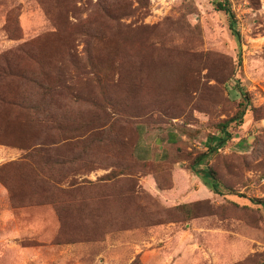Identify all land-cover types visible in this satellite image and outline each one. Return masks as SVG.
I'll return each instance as SVG.
<instances>
[{"label":"rangeland","instance_id":"1","mask_svg":"<svg viewBox=\"0 0 264 264\" xmlns=\"http://www.w3.org/2000/svg\"><path fill=\"white\" fill-rule=\"evenodd\" d=\"M118 1L125 37L101 46L80 33L79 22L98 5L112 13L116 0H54L57 12L52 0H0V70L3 61H29L31 53L69 61L68 46L69 57L84 65L70 81L77 99L66 102V132L57 143L42 127L32 138L7 125L0 102V173L20 174L7 178L11 196L0 184V264H143L135 246L155 248L171 264H264V0H227L239 39L209 0ZM45 9L58 15L55 25ZM54 26L64 33L61 42ZM84 42L99 55V83L84 61ZM117 47L130 58L113 71L109 55ZM4 70L0 95L8 96L18 86ZM105 84L121 90L106 91ZM237 109L245 114L229 125L226 146L194 164L214 145L215 126ZM206 168L220 187L199 172ZM92 189L105 199L95 214L102 223L75 201ZM70 193L73 213L60 209ZM122 197L133 205L123 206ZM182 204L193 206L186 225L175 210ZM124 212L133 222L122 223Z\"/></svg>","mask_w":264,"mask_h":264},{"label":"trees","instance_id":"2","mask_svg":"<svg viewBox=\"0 0 264 264\" xmlns=\"http://www.w3.org/2000/svg\"><path fill=\"white\" fill-rule=\"evenodd\" d=\"M117 3L115 6H112L111 9L113 10L112 13L109 12L108 8L104 7L103 5H98V10L94 11L92 14L88 15L86 19H83L79 22L81 25L80 33L84 35L85 37H89L92 40H96L100 45L102 46L103 43L107 40H109L112 37L120 39L122 41L123 37H125V33H122L120 31V22L121 19L117 15H115V11L118 10V3H120L118 0H116ZM210 3L213 5L215 11L217 12H223L228 16L229 20V30L231 34L239 39V34L233 29L235 24V16L231 12V9L229 7V4L227 0H209ZM40 4L43 6V4L40 2ZM53 12L58 11V4L52 0L51 2ZM46 16L50 23L54 24L58 21L59 17L58 15H51L48 9H45ZM63 14V13H62ZM74 15L77 16V13ZM55 27V26H54ZM56 29V30H55ZM8 34L9 38L12 37L9 35L8 31L5 30ZM54 31H56V36L59 42L62 41V36L64 33L57 30V28H54ZM13 39V38H12ZM19 40V39H14ZM86 42H84V61L88 62L89 67L88 71L92 73V75L95 77L96 82H100V70L99 66L96 63H93L95 61H100L99 55L91 53V51L87 48ZM96 50L99 51V46L96 45ZM111 54L109 55V62L114 66L116 61H126V58H130V55L126 53L125 50H119L118 47L115 49H111ZM25 51L22 53L24 54ZM72 48L67 47L66 48V55L68 56V60L66 57L60 58V60L56 61H50V59H39L37 54H29L28 60L29 61H3L5 64L4 68L0 71H3L4 75H7L10 79L14 80L16 86H18L17 90L12 95L8 94L6 95H0V102L6 107V113L8 116V123L7 125L15 124L19 127L20 130L28 131L32 134V138H37L39 131L37 130L38 127H42L44 133H53L52 135V141L54 143H57L59 141L58 133L60 132H66V128L62 127V124L66 123L68 120L69 115V106L66 104L68 100H75L77 99V95L74 94L75 89H73L72 85L70 84V81L74 76H79L81 74L80 68H82L84 65H81L82 63L78 61V59H74L72 57H69V55H72ZM137 54V53H136ZM65 55V56H66ZM138 56V54H137ZM140 59V56H138V60ZM72 67V68H71ZM73 69V70H70ZM1 82V80H0ZM111 84H105L106 88L105 90L115 92L119 89L118 85L109 86ZM27 90L26 92H23V90ZM242 96H245V93H241ZM82 100V99H81ZM245 114L244 109H237L234 116L228 120L222 121L218 123L215 126L216 131V137H212L211 141L214 142V145H211L208 149V151L200 156H198L194 164H202L208 156L216 155L226 144L229 142V140L232 138V135L229 131V125L233 122L235 123H241L242 117ZM70 123V122H69ZM106 125L111 127H114L112 122L106 121ZM10 127L4 128V131H7ZM117 138H120L118 135H116ZM107 138V136H106ZM31 142L34 141H29ZM126 142L123 144L124 147H126ZM18 145L22 146V141H19ZM26 146V145H25ZM40 150H37L38 156L42 159L43 162V168L45 165H47V158L45 156V152L43 153L41 148ZM31 151V150H30ZM56 154V151H55ZM57 155V154H56ZM31 157V155H29ZM147 156V155H146ZM29 157V158H30ZM146 158V157H142ZM46 169V168H45ZM42 172V171H41ZM199 172L208 173L210 179L214 182L211 183V185H216V187L219 186V182L216 181L215 183V176L213 172L209 169H200ZM113 174V172H112ZM20 175V174H19ZM17 175V176H19ZM121 175V174H120ZM13 175H9V173H0V184L4 186L3 188L6 190L7 195L9 194L11 196V190L8 187L7 178L10 177H17ZM113 176V175H112ZM112 176H106L100 180L110 179ZM38 178H44L47 182L51 181L54 183V185H58V182L53 181L51 179V176L45 175L42 176L39 174L37 176ZM212 187V186H211ZM96 188H109V186L105 187H96ZM94 188V189H96ZM215 188L214 186L212 189L217 193L221 194L219 190ZM94 192L92 190H86L85 195L83 197L77 196L75 198L76 202H81L85 204L86 207H88V210L86 211L87 216H95V219L97 221H100L102 223V219L100 218L102 216H96L97 213V203L98 201L102 200L101 202H104V197L99 196L98 193H92ZM76 194V191H75ZM109 196V194H107ZM110 196H113L112 193ZM69 197V196H68ZM74 197V193H70V203H68V207L66 205H61L60 209L65 210L66 208H70V212L73 213L74 207L71 205L72 200ZM100 198V199H99ZM108 200V197H106L105 205L110 204ZM117 202L119 201L118 196L116 197ZM130 202V205H133L132 200H128L124 197L121 199V204L124 206ZM262 208L264 209V201L259 202ZM85 207V208H86ZM193 206L189 204H182L178 207H176V211H179L182 213L180 222L186 224H189L192 219H194V215L192 214L191 208ZM72 209V210H71ZM86 210V209H85ZM72 213L71 216H72ZM122 220V223H129L133 222L130 216L125 215L120 217ZM86 219V218H85ZM88 219V218H87ZM90 219V218H89ZM108 224V223H107ZM94 225V224H92ZM108 226V225H106ZM88 232V231H86ZM108 232V229L105 228L102 229V234ZM77 233V232H73ZM88 239V237H86ZM81 238H77L76 240H80ZM75 240H73L74 242ZM131 264H141L138 261V258H135Z\"/></svg>","mask_w":264,"mask_h":264},{"label":"crops","instance_id":"3","mask_svg":"<svg viewBox=\"0 0 264 264\" xmlns=\"http://www.w3.org/2000/svg\"><path fill=\"white\" fill-rule=\"evenodd\" d=\"M1 152H3V151L0 149V154H1ZM3 190H4V192H6L5 189H3ZM6 214H7V212L5 213V215ZM39 225H40V223H39ZM151 239H153V238H151ZM105 241L107 243V238H106ZM152 242H153V244H155L156 240L152 241ZM149 246H150V244H146V245L142 244L143 248H146V247H149ZM135 247L137 248V250H135L134 254L140 256V259H141L143 264H171V262L169 263V261L167 262V261H163L162 259H160L159 258V253H158V251L155 248L142 251V250L138 249L137 246H135ZM163 248H165V247H163ZM77 264H79V263H77Z\"/></svg>","mask_w":264,"mask_h":264}]
</instances>
